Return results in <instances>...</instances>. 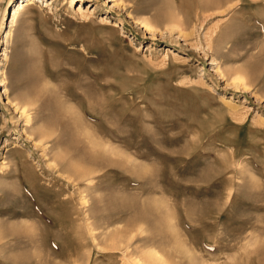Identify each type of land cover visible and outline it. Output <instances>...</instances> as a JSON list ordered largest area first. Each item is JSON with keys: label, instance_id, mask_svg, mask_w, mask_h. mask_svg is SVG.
<instances>
[{"label": "rangeland", "instance_id": "obj_1", "mask_svg": "<svg viewBox=\"0 0 264 264\" xmlns=\"http://www.w3.org/2000/svg\"><path fill=\"white\" fill-rule=\"evenodd\" d=\"M24 1L0 264H264V0Z\"/></svg>", "mask_w": 264, "mask_h": 264}, {"label": "bare ground", "instance_id": "obj_2", "mask_svg": "<svg viewBox=\"0 0 264 264\" xmlns=\"http://www.w3.org/2000/svg\"><path fill=\"white\" fill-rule=\"evenodd\" d=\"M33 1H34V0H26V1H24V2H20V3H18L17 6H16V8L13 9V13H12V15H11L12 22H14L15 19L18 17V14H19L21 11H23L28 5L32 4ZM47 2H48V1H46L45 3L48 4ZM202 3H203V2H202ZM12 22H11V23H12ZM84 159H85V158H84ZM80 176H81V175H80ZM85 177H88V174H86V175L84 174V175H83V178H85Z\"/></svg>", "mask_w": 264, "mask_h": 264}]
</instances>
